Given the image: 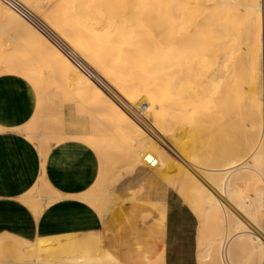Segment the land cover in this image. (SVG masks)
I'll return each mask as SVG.
<instances>
[{"label":"bare ground","instance_id":"obj_1","mask_svg":"<svg viewBox=\"0 0 264 264\" xmlns=\"http://www.w3.org/2000/svg\"><path fill=\"white\" fill-rule=\"evenodd\" d=\"M209 1H213L210 2V7L214 6L213 11L209 7V13L212 12L211 15L217 19L215 25L218 27H214L222 40L220 47L215 44L217 52H214V46L213 50L207 45L205 47L203 41L205 32L209 30L204 16ZM263 6L264 0H0V51H9L6 58L0 59V63L5 65L0 73L15 75L33 88L36 109L32 113V124L44 116L53 117L52 126L59 129L57 136L61 137L57 144L81 141L94 150L97 159L101 160L98 179L109 161L108 167L112 172L123 166L121 169L131 174L142 166H152L157 176L163 177L162 171H176L178 176H182V189L189 195L188 200L193 198L199 211L208 214L215 225L210 241H198L195 254L199 261L235 264L233 258L238 257V264H264L261 236L248 229L236 215L241 214L256 230L264 232V198L259 185L264 166V110L261 105L262 88L259 87L263 77L261 59L264 61ZM24 11L56 39L50 38L47 31L25 17ZM214 27L209 32L212 33ZM11 31L17 32V36L11 35ZM213 36L215 34L212 35L214 39ZM223 41L225 45H222ZM212 51L217 55L213 61L215 68H210L211 71L215 69L212 76L217 78L218 73H223L225 76L219 77H225L228 84L233 81L226 78L230 77L229 73L233 78L239 75L238 81L244 83L245 89L241 90L235 77V81L230 82H235L230 91L241 93H234L237 98L231 94L233 103L227 102L225 92L222 94L226 84L219 93L220 114L223 115L227 109L230 111L227 104H235L238 109L234 113L229 112V115L235 114L231 116L236 117H233L235 122H231L227 114V119L224 118V121L232 123V128L229 123L227 127L232 134L230 141L239 134L238 142L229 149L231 153L225 151L223 155L219 154L221 156L205 150L208 143L214 142V135L212 138L210 134H214L210 131V127L214 128L211 126L214 108L205 107L204 96L214 83L208 81L206 89L205 82L210 77L207 74V55H212ZM8 56H12L11 59H7ZM220 66H224L226 71L222 69V72ZM234 100H238V104ZM61 101L65 102L68 111H75L78 118L87 119L89 132L80 130L64 134L63 109L56 103ZM43 108H47L44 115ZM138 118L144 119L154 133L166 140L184 163L175 160L168 152L170 148L159 137L150 134ZM29 124L19 126L15 131L30 135ZM224 125L222 129L228 126ZM46 128L49 130L51 126ZM39 132L34 133L38 137L37 143L46 144L43 133ZM44 164L45 160H42L41 165ZM40 181L35 185L32 198L47 201L45 206L48 207V203L52 204L59 198L43 196L40 188L43 183ZM94 183L97 184L96 181ZM191 187L194 189L189 193ZM97 188L101 190V184ZM245 188L249 189L243 192ZM105 191L100 199L97 198V204L103 206L102 210L98 208L101 210L98 216L103 222L119 205L113 191ZM91 196L82 193L76 199L87 203L94 200ZM149 205L161 216L165 213L163 203ZM95 235L93 237H99L100 242V234ZM81 237L76 234L44 237L34 245L16 246L10 253L14 254V260L20 259L21 264L27 260L31 262L33 257L38 259L34 264H43L39 259L41 251L51 250L52 253L55 249L59 259L56 262L52 259L53 262L50 260L48 264H118L105 250H99L95 257L91 256L93 253L87 254L88 249H85L86 254H81L80 249L75 248L84 241ZM82 242L80 245L85 248ZM83 247L81 249L85 251ZM8 254L9 251L0 244V257L8 256L9 260L11 255L9 257Z\"/></svg>","mask_w":264,"mask_h":264},{"label":"crops","instance_id":"obj_2","mask_svg":"<svg viewBox=\"0 0 264 264\" xmlns=\"http://www.w3.org/2000/svg\"><path fill=\"white\" fill-rule=\"evenodd\" d=\"M35 107L34 90L25 80L0 75V128L4 129L0 132V242L34 245L48 236L99 233L106 252L118 264H149L161 257L167 243V226L149 206L162 203L157 194H135V202L116 206L103 222L91 206L76 199L98 177L97 154L81 141H52L42 166L43 154L15 131L31 120ZM63 114L64 134L79 132L77 120L66 109ZM53 133L55 139L60 131L57 128ZM40 178L63 196L48 207L47 201L26 197ZM148 180L159 182L155 175ZM177 248L166 254V262L162 258L164 264ZM187 248L188 244L186 261L192 264L194 258Z\"/></svg>","mask_w":264,"mask_h":264},{"label":"rangeland","instance_id":"obj_3","mask_svg":"<svg viewBox=\"0 0 264 264\" xmlns=\"http://www.w3.org/2000/svg\"><path fill=\"white\" fill-rule=\"evenodd\" d=\"M213 3V1H209V3ZM208 2L206 3V5H208L209 4ZM211 3L208 5V6H205L206 8L208 7V11L207 12H205L204 14V16H205V23H207V21H208V26H206V27H208V33L207 32H205V34H204V37L205 38H203V41H204V44H205V47H207V46H209V47H207V48H209L210 50H211V48H212V50H213V46H214V48H215V50H214V52H217L216 51V49H218V46L220 47V45H221V42L220 41H222V40H220V38H219V35H220V33L218 32V30L217 29H215V27L214 26H216V27H218V25H215L216 24V20L217 19H215V17H213L211 14H212V12H210L209 13V7H210V5H211ZM214 5V4H213ZM212 7H214V6H211L210 7V10L211 11H213L212 9ZM206 13H208V14H206ZM24 15H25V17H27L28 19H30L32 22H34L35 23V21L36 20H34L28 13H26L25 11H24ZM208 15V16H207ZM213 17V18H212ZM211 19H213V20H211ZM237 20H239L238 18H237ZM240 21V20H239ZM238 22V21H237ZM236 22V23H237ZM261 25H262V36H263V32H264V6H263V8H262V16H261ZM211 23V24H210ZM218 23V22H217ZM241 23V22H240ZM38 27H40L41 29H43V30H45V32L47 33V35L51 38L52 37V39H56L55 37H54V35H52L48 30H46L44 27H42L40 24H38L37 22L35 23ZM239 24V23H238ZM207 25V24H206ZM211 27V28H210ZM212 27H214V29L215 30H213V32L211 33V32H209V31H211L212 30ZM217 30V31H216ZM206 31H207V29H206ZM216 31V32H215ZM239 33H240V31H239ZM10 34L11 35H13V36H17V32H16V34L15 33H13V31H11L10 32ZM209 34V35H208ZM214 35L215 34V36H213L214 37V39L212 38V35ZM19 35V34H18ZM218 35V36H217ZM209 39V41H207V38ZM1 36H0V42H1ZM263 38V37H262ZM218 39H219V42H218ZM222 39V38H221ZM212 42H211V41ZM3 41V40H2ZM205 41H207V43H205ZM215 41V42H214ZM209 43V44H208ZM212 43V44H211ZM213 43H214V45H213ZM217 43V45H215ZM223 44L222 45H225V41H223L222 42ZM207 45V46H206ZM216 46H217V48H216ZM64 47V46H63ZM4 49V48H3ZM66 49V48H65ZM6 50H8V49H5V51ZM210 50H206V51H208V53L210 52ZM1 52V51H0ZM7 53L9 52V51H6ZM6 52H4V53H0L2 56H0V59L1 58H6ZM213 51L211 52L212 53V55L211 54H208V55H210V57H208V55H207V59H208V62H207V64L209 63V65H207L206 64V66H207V69L209 70H207V74L211 77H209V78H207V82H205V85H206V89H208L207 87V85H208V81H213L214 83H210L209 82V84L210 85H212V86H214V87H212V86H210V89L211 90H207V91H205L204 92V96H205V107H207V108H209V107H213L214 108V116L211 118V120L213 119V121H214V123H212L213 121H211V126L213 125V129H215V130H213L211 127H210V131L211 132H213L214 131V134L213 133H210L211 134V137H212V135H214V142L212 141L211 143H208V145L206 146V148L208 147V149H205V150H207V151H209V153H211V154H213V155H216V156H221V155H223V152H225L226 151V153H228L229 152V149H232V147H234V145L233 144H235V143H237L238 142V140H239V134H238V136H236V130L234 129V132H235V135L234 136H236L235 137V139L233 138L232 140L233 141H230V138H231V136H232V134H229L230 132H228V129H227V127L229 128V124H230V127L232 128V123H229V121L227 120V121H224V118H226L227 119V115L229 116V117H231L232 115H235V114H232V115H229L230 113V111L231 112H236L238 109L236 108V106H235V104L232 106V104H230V105H228L227 104V102H229V103H233V101H232V99H231V94H233V97L235 96V98H237L236 97V95H238V93L240 94L241 92H231L232 90L230 89V87L233 89V87H234V83L232 84V83H230V82H233V81H235V77L237 78L236 79V82L238 81V78H241V77H239V75H236V76H234V78H233V76L229 73L228 75H230V77L228 76V77H226V78H228V79H231V80H233V81H230V82H228V84H226L225 83V81L226 80H224V78H221V77H219V76H225V75H223V73H222V75H221V73H218V77L216 78V75L215 76H212V74H213V72H214V68H215V66H214V63H213V61H214V57L215 56H217L216 55V53H214ZM5 56V57H4ZM213 58H212V57ZM11 57L12 56H8V58L7 59H11ZM209 61H211V62H209ZM219 61V60H218ZM261 65H260V68H261V74L263 75V77H262V75H261V77H262V85L260 84L259 85V87H261L262 89H261V105H262V108H263V110H264V61H263V59H261ZM220 63V62H219ZM221 66H222V63L220 64ZM4 64H1L0 63V69L2 70L3 68H4ZM221 66L219 67V68H221ZM212 67H214L213 69L214 70H212L211 71V69L210 68H212ZM222 69L224 70V71H226V69H224V66L220 69L221 71H222ZM229 70H231L230 68H229ZM228 70V71H229ZM211 71V72H210ZM223 72V71H222ZM224 74H226V72L224 73ZM0 75H5V73L4 74H1L0 73ZM6 75H8V74H6ZM15 76V75H14ZM218 78H219V81H218ZM220 78H221V80H220ZM212 79V80H211ZM216 79V80H215ZM245 81V80H244ZM260 81H261V78H260ZM238 83H240V86H241V90H242V88H243V91L245 90L244 89V83L241 81V80H239L238 81ZM261 83V82H260ZM226 84V85H225ZM224 85L226 86L225 88H224ZM240 86H238V87H240ZM213 88V89H212ZM223 88H224V90L225 91H223V93L222 94H224V92L226 93V95H228L226 98H227V102H226V104H227V108H230V111L228 112V109H227V111H224L223 112V115L222 114H220L219 113V104H218V99H219V93L223 90ZM228 89V91L226 92V90ZM235 89V88H234ZM231 90V91H230ZM237 90H239V88L237 89ZM231 92V93H230ZM234 93L236 94V95H234ZM257 93H258V90H257ZM225 95V96H226ZM225 98V99H226ZM119 99V98H118ZM224 100V99H223ZM236 100H234V102H235ZM237 102V104H238V100L236 101ZM57 103V105L59 106V107H61L62 109H66V111H67V113H68V115L69 116H72V117H74L77 121H78V125H76V127H77V129L80 131V130H83V131H86V132H89V128H88V121H87V119L86 118H78L77 116H76V113H75V111H73V112H70V111H68V109H67V107H66V105H65V102L64 101H61V102H56ZM56 107V106H55ZM43 109H45V108H43ZM46 112H47V108L45 109V110H43V115H44V113L46 114ZM225 113V114H224ZM227 114V115H226ZM52 115H53V113H52ZM59 116H61L60 114H59ZM225 116V117H224ZM41 117V116H40ZM46 116H44L41 120L40 119H37V121H35L34 120V122L35 123H33L32 124V120L33 119H31L29 122L31 123V124H29L28 125V127H29V129H30V131H29V133H30V135L29 134H22V135H24L28 140H30L31 142H33L34 144H35V146L38 148V150L43 154V159L42 160H45L46 161V155H47V152H48V150H49V146H50V143L52 142V141H54L55 143H57V141L59 140V139H61V137H58V136H56V138L54 139L52 136L53 135H55L53 132H54V130H55V127H53L52 126V124L54 123V121H53V117L51 118V119H49V118H45ZM220 117V118H219ZM234 118H236L235 116H233ZM233 117H231L229 120H231V122L232 121H234L235 122V120H234V118ZM223 118V119H222ZM56 119H57V117H56ZM55 119V120H56ZM138 119H140V118H138ZM237 120H239V118L237 117ZM222 121V122H221ZM28 122V123H29ZM140 122H141V124L145 127V129L150 133V134H152L153 136H155V138L157 137H159L160 138V136H158L156 133H154V131L148 126V124H147V122L144 120V119H140ZM223 122H226V124L228 125V126H226V124L224 125V123ZM238 122H240V121H238ZM237 122V123H238ZM27 123V124H28ZM229 123V124H228ZM224 126H226V128L225 129H222V127H223V125ZM241 124V123H240ZM26 125V124H25ZM40 125H41V127H40ZM237 125H239V124H237ZM24 126V125H23ZM49 126H51V128L48 130V128H46V127H49ZM22 127V126H21ZM35 127H36V129H35ZM39 128V130H37L38 128ZM234 127L236 128V125H234ZM33 128V129H32ZM148 128V129H147ZM1 129V128H0ZM4 129H2V130H0V132L1 131H3ZM223 130H226V133L224 132V133H222L223 132ZM232 130V129H231ZM38 131H40L39 133H43V136L45 137V140H46V144H43V145H39L38 143H37V135H34V133L35 132H38ZM238 132V131H237ZM233 133V132H232ZM223 134H225V136L223 137ZM227 134H228V136H227ZM35 136L34 137V139H36V140H34L33 139V137L32 136ZM157 135V136H156ZM231 135V136H230ZM47 136V137H46ZM228 137H229V139H228ZM238 137V138H237ZM213 138V137H212ZM237 138V139H236ZM228 139V140H227ZM160 140L165 144V145H167L166 147L167 148H170V150L171 151H169V149H168V152H169V154L175 159V160H177V161H179V162H183L182 160H181V157L177 154V152L168 144V142H166V140H164V139H162V138H160ZM210 142V141H209ZM233 142V143H232ZM212 145H214V146H212ZM40 146H43V148L42 147H40ZM41 148L43 149V151L41 150ZM210 148V149H209ZM214 150V151H213ZM228 150V151H227ZM222 152V153H221ZM174 153V154H173ZM177 155H176V154ZM218 155H217V154ZM231 153V150H230V152H229V154ZM219 154H221V155H219ZM264 154V153H263ZM224 157H225V153H224ZM232 157V156H231ZM110 160V159H109ZM108 160V161H109ZM112 160V159H111ZM100 162L99 163H101V160H99ZM107 160H105V162H106ZM109 163V164H108ZM110 161L109 162H106V170L104 171V173H103V175L100 177V179H96V182H97V184L96 183H94L93 184V186L88 190L89 192H85V194H86V196L87 195H89V196H91V193H92V195H93V197L91 196V198L92 199H94V200H91V202H87V204L89 205V206H91L97 213H98V215H100V213H101V208L103 207L101 204L99 205V204H97V198H101L102 197V195H104V191L106 190H112L113 191V193H114V196H115V198L117 197V201L119 202V205L120 204H125V203H128V202H135V194H152V195H155V193L157 194V200H159V201H161L164 205H165V213L164 214H162L163 216H161V213H158V212H156V210H154L150 205V207L159 215V217L162 219V221L166 224V226H167V231H168V237H167V243H166V245H165V247H164V249L162 250V252H161V257H159L156 261V263H151V264H164L163 263V261H162V257L164 258L163 260L165 261V258H166V254L167 253H170L171 251H172V248H174L175 246H177L178 248L176 249V253H175V255H173V257H171V260H169V262H168V264H188L187 263V258H186V245L188 244V251H189V255H190V257H193L194 259H193V261H194V263H192V264H204L205 262L204 261H199L196 257H194V255H195V252H196V250L198 249V241H200V240H202V241H204V242H207V241H210L211 240V234H212V232L214 231L213 229H215V225L212 223V218L208 215V214H202L200 211H199V209L197 208V205H196V203H195V200L193 199V198H191L190 200H188L189 198H188V196L189 195H187V192L185 191V190H183L182 189V179H183V177L182 176H178L177 175V172L176 171H162V174H163V177H160V176H157L156 174H155V172H156V169H155V167H152V166H150V168H148V166H142V167H140L139 169H137V170H134L131 174H130V172H127V170L126 169H124L123 170V168L121 169V167H123V166H120V167H116V169L117 170H113V172H112V170H111V167H108V165L110 166ZM184 163V162H183ZM45 165V164H44ZM120 165V164H119ZM118 165V166H119ZM121 165H123V164H121ZM120 169V170H119ZM188 169V168H187ZM188 170H192V172H195L193 169H188ZM119 171V172H118ZM119 174H118V173ZM124 172H126V173H124ZM106 174H107V176H106ZM111 174V175H110ZM125 174H127V176L125 175ZM118 175V176H117ZM125 175V176H124ZM150 175H155L156 177H157V179L159 180V182H157V184H155L154 182L152 183L151 181H149L148 180V178L150 177ZM106 176V177H105ZM109 176V177H108ZM99 177V176H98ZM102 177H104V178H102ZM40 180H42L41 178L37 181V182H39ZM103 180V182L105 181V183L103 184L101 181ZM260 181L259 182H261V183H259V185H261V187H262V192H263V198H264V166H263V175H262V178L261 179H259ZM41 182V181H40ZM100 182V183H99ZM42 185H41V190H43V196H45V197H58L59 199L60 198H62L63 196L62 195H60L59 193H57V191L56 190H54L51 186H50V184L47 182V181H44V180H42ZM112 183V184H111ZM100 184H101V190H99V188H97V187H99L100 186ZM36 185V184H35ZM99 185V186H98ZM111 185V186H110ZM43 186H45V187H43ZM93 188H94V190H93ZM114 188V189H113ZM97 189V190H96ZM193 189L194 188H190L189 190H188V192L189 193H191V192H193ZM249 189V188H245V189H243L242 191L243 192H245V191H247V190ZM36 190V188H35V186L31 189V191L26 195V197L27 198H31L32 199V197H33V193H34V191ZM101 191V192H100ZM106 191H105V193H106ZM107 191V192H108ZM96 195H97V197H96ZM100 195H101V197H100ZM96 197V198H95ZM222 197V201H224V203H225V198L223 197V196H220L219 195V198H221ZM87 198H89V197H87ZM94 201V202H93ZM96 201V202H95ZM100 203V202H99ZM143 204V203H142ZM225 204H227L228 205V203L226 202ZM47 205V204H46ZM48 205H50L49 203H48ZM229 206V208H230V206L231 205H228ZM98 208H100V209H98ZM115 208V207H114ZM113 208V209H114ZM231 209H233V207L231 206ZM234 210V209H233ZM201 213V214H200ZM236 215H237V217H238V219L239 220H241V221H243L244 222V224L245 225H247L246 227H248V229H250V230H253V232L254 233H256V234H258V236L263 240V242H264V232H260V231H258V230H256V228L255 227H253L246 219H244V217L241 215V214H239V213H236ZM262 218H263V221H264V210H263V213H262ZM247 223V224H246ZM252 226V227H251ZM216 229H219V227H217ZM249 230V231H250ZM83 234H85V233H83ZM83 234H76V235H82V239L81 240H84L83 242H84V244L86 245V247L84 248L83 246L84 245H80V242H82V241H80V238H78L79 240H77L76 242L80 245V246H82L83 248H84V250L85 249H88L89 251H87V250H85V251H82L83 249H81L82 247H80L77 243V246H79V248L76 246L75 248L78 250V249H80V253L81 254H86L87 252V254H89V255H91L92 253V255L91 256H96V255H98L97 254V252L100 250V252L101 251H103V250H105V248H104V246H103V242H102V238H101V236H100V242H98L99 241V237L97 238V237H93L94 236V233L91 235V236H87V235H83ZM90 234V233H89ZM99 234V233H98ZM4 235H6V234H3L2 236H4ZM65 235H67V234H65ZM61 236H64V235H59V236H48L47 238H54V237H61ZM85 236V237H84ZM95 236H97V233H96V235ZM87 240V242H86V240ZM91 238V239H90ZM94 238V239H93ZM97 238V239H96ZM187 240V241H186ZM38 241H39V239H38ZM37 241V242H38ZM82 242V243H83ZM178 242H180V243H178ZM92 243V244H91ZM0 244H2V245H4V247L6 248V250L7 251H9V254L11 255V253L10 252H12L13 250H15V248H16V246H19V245H22V244H18V243H16V242H11L10 240H7V241H5V240H2L1 242H0ZM88 244H90V245H92V246H90L89 245V247H88ZM177 244V245H176ZM94 249V251H93V249ZM10 249V250H9ZM52 250H53V248H52ZM91 250H92V252H91ZM87 251V252H86ZM95 251H96V253H95ZM106 251V250H105ZM91 254H90V253ZM56 253H57V255H56ZM95 253V254H94ZM8 254V255H9ZM47 254H48V257H49V259H47L48 257H47ZM10 255H9V257H10ZM13 255L14 254H12L11 255V258H9V260H7L8 259V256L7 257H5V256H2V257H0V264H3V263H5V264H7V262L8 261H12L11 262V264L13 263V264H19V262H20V264L22 263V261H19V260H17V258H15V260H14V257H13ZM41 255H43V256H41ZM39 256H40V260H41V262L43 263V264H46L48 261H50L51 260V262H56V261H58L57 259H59V254H58V252L56 251V249H55V251L53 250V252L51 253V250L50 251H48V250H44L43 252L41 251V253L39 254ZM58 256V258H56ZM16 257V256H15ZM42 257V258H41ZM4 258V259H3ZM33 259H34V261H33ZM33 259L31 258V262L33 261V263L32 264H34L38 259H36V257H33ZM43 259H45V260H43ZM52 259H53V261H52ZM55 259V260H54ZM196 259L198 260V262L196 261ZM212 259V258H211ZM234 260V263L235 264H238V261H239V258L238 257H235V258H233ZM30 260H27L26 262H25V264L27 263V264H31V262H29ZM44 261V262H43ZM166 262V261H165ZM191 262V261H190ZM201 262H204V263H201ZM49 263V262H48ZM47 263V264H48ZM205 264H210V263H208V262H206ZM248 264V263H247ZM249 264H253L252 262H249Z\"/></svg>","mask_w":264,"mask_h":264}]
</instances>
